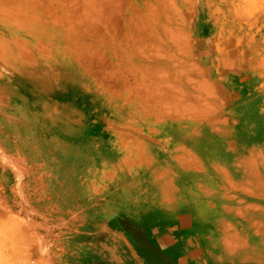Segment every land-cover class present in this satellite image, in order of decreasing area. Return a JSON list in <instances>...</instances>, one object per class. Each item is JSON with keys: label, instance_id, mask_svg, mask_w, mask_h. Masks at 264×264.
I'll use <instances>...</instances> for the list:
<instances>
[{"label": "bare ground", "instance_id": "6f19581e", "mask_svg": "<svg viewBox=\"0 0 264 264\" xmlns=\"http://www.w3.org/2000/svg\"><path fill=\"white\" fill-rule=\"evenodd\" d=\"M96 125L95 162L59 177L63 216L129 200L179 237L172 260L122 216L150 264H264V0H0V167L18 194ZM10 202L0 188V264H55Z\"/></svg>", "mask_w": 264, "mask_h": 264}, {"label": "rangeland", "instance_id": "374dc122", "mask_svg": "<svg viewBox=\"0 0 264 264\" xmlns=\"http://www.w3.org/2000/svg\"><path fill=\"white\" fill-rule=\"evenodd\" d=\"M85 133L87 135H85ZM85 133L83 132L81 139H75V137H70L69 140L72 141L73 139V141L70 144V148H68L69 152L62 153L61 154L62 158L60 156V159L56 161V164L54 162L50 163L51 170H48V171H51V174L54 173L55 170H58L59 172V176L57 175V177L53 179V181H51L50 183H48V181L43 182L42 180H32L31 182H27L26 187H23L20 189L21 193L19 195L17 183L16 181L15 182L12 181V178L16 177V171L13 169L14 166L11 164L8 166L6 165L4 167L3 166L0 167V179H1L0 188L2 192L6 193V195L9 197L11 201L10 203L14 205L13 206L14 212H16L17 210L19 212L20 211L23 212V216H27L28 218H30V220L34 224H36V226L38 225L37 227H39V229L43 233L41 234V237L44 239V242L46 243L48 247V251L52 250L53 252H55V255H57V260L55 261V264H74V263L75 264H90V263L100 264L102 261H104L103 264H108V263L109 264H122V262L123 264L124 263L125 264H131V263L132 264H150L146 261V258H145L146 255L144 256L143 253H141L142 251L139 250L137 246H134V247L133 245L131 246V244L127 240V237L124 236V233L126 235L127 234L130 235V233L128 232L129 230L126 231L124 228L120 227V225L118 224L119 223L118 220L122 216H130L134 214L137 215L139 213H140L139 215H141L139 217H144L142 219H146L147 222L150 223V226H149L150 229L148 228L149 229L148 234L151 236V239L155 240L158 244L163 245L167 255L172 260L174 259L173 257L179 258L177 251H176V245L178 244L179 237L178 235L176 236L174 233L169 232V230L173 228V223L166 225L167 218L164 217L160 213H159L160 215H158V212L156 211H152L150 212V214L145 213L146 215L145 216L143 215L144 214L143 212L130 209L129 207L130 204H128L129 200H126V201L116 200V201H120L121 203H123L122 209L125 211H123L122 209L119 210V213L121 214H116L113 210L109 208V202L112 200L115 201V199H108V198L104 199L101 202L102 204L100 203L101 205L99 208H91V206L87 208H81V212H79L78 214H74V217H73V214H69L68 217H65L63 216L61 212H59L61 210L67 211L68 213L72 211L70 210L69 212V210L66 209L67 207L66 200L65 199L63 200V198L59 197L60 195H63L64 189L66 188L65 186L60 187L59 177L62 176L61 180H64L68 176L76 174L77 172L81 171L85 167L95 162L91 147L93 146V143L96 138H99V136L101 137L103 136L104 126L103 125L92 126L86 129ZM56 134L57 132L54 133L52 136H48V137H54L56 136ZM62 136L64 137L63 134ZM87 143H88V146L90 145L91 146L88 147ZM66 154H67V158L65 157ZM70 157H72L73 159ZM44 183L46 185H44ZM47 184L49 185V187ZM107 208L110 210V212ZM147 215H149V217ZM33 218L35 221H33ZM154 219H156L157 221ZM162 221L164 222V224H162ZM155 222L157 223V225H155L156 224ZM94 231L96 232L94 233ZM102 231L103 233L107 232V234H105L104 236L102 234ZM112 232L114 234H111ZM158 234L163 235L162 237L164 238H168L169 239L168 242H164L160 240L157 241L156 235ZM173 234H174V238H173ZM100 235L102 239L100 238ZM96 239L99 241H97ZM118 241H120L121 243H119ZM135 251H138V254ZM120 253L123 256H121ZM95 260H96V263H95Z\"/></svg>", "mask_w": 264, "mask_h": 264}]
</instances>
